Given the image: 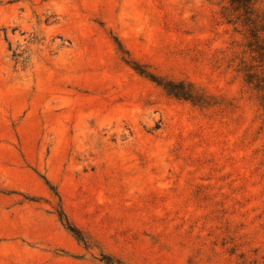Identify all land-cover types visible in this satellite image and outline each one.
Listing matches in <instances>:
<instances>
[{
    "label": "rangeland",
    "instance_id": "rangeland-1",
    "mask_svg": "<svg viewBox=\"0 0 264 264\" xmlns=\"http://www.w3.org/2000/svg\"><path fill=\"white\" fill-rule=\"evenodd\" d=\"M0 264H264V0H0Z\"/></svg>",
    "mask_w": 264,
    "mask_h": 264
}]
</instances>
